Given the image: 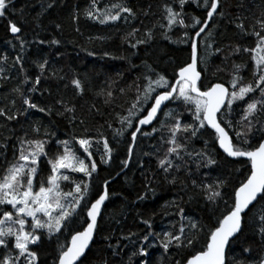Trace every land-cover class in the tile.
<instances>
[{
    "label": "snow or ice",
    "instance_id": "6c2138e0",
    "mask_svg": "<svg viewBox=\"0 0 264 264\" xmlns=\"http://www.w3.org/2000/svg\"><path fill=\"white\" fill-rule=\"evenodd\" d=\"M55 2L46 0L41 4V11L34 17L36 28L46 30V26L42 28L41 17ZM14 3L15 0H0V18L6 20L8 31L18 41L17 54L9 66L16 70L15 75L0 66V81L16 80L11 88L12 98L0 106V157L5 162L0 170V264H89L88 254L103 220L102 207L110 194H114L110 193L112 180L105 178L100 186L94 184V180L99 166L109 165L113 160L115 145L103 132L91 136L86 128L84 135H73L70 140L57 139L42 117L33 118L34 113L49 118L60 116L73 126H83L86 121L83 115H77L74 99L83 98L89 90L94 96L103 97V105L113 110L119 106L117 96L133 93L123 109L127 114L115 113L120 127L114 128L111 121H105L112 130L115 144L127 133L126 158L120 160L121 167L115 176L129 167L139 137L159 133L160 142L167 145L164 155L156 156L157 168L164 180L170 185H179L185 195L190 186L217 208L221 203L225 205L220 215L215 216L214 223L213 217H209L208 223L186 217L184 209L175 205L180 226L176 229L173 225L172 230L162 233L153 230L151 217H140L139 223L145 226L143 234L122 232L116 244L107 245L113 259L102 258L100 264H264V7L251 25L246 26L239 15L233 21L242 36L254 38V46L236 44L224 54V48L214 47L212 30L225 17L223 0H165L161 5L162 19L140 37H137L140 29L131 28L123 42L136 49L150 43L159 28L164 39L188 44L190 59L177 64L178 70H174L171 80L147 64L143 76H137L124 87H114L119 84V79H114L106 82V88L94 90L90 83L74 75L70 81L75 90L72 100L57 96L50 104H41L34 100V93L52 95L51 89L40 87L42 80H64L65 77L59 74L62 70L52 67L53 62L47 57L32 61L37 72L29 73L25 57L30 44L59 46L62 41L45 40L40 38L39 32L31 40L27 39L21 26L26 23L24 9L17 10ZM186 5H195L203 15L191 14ZM17 12L21 16L20 24L9 18ZM82 15L101 26L115 25L121 20L127 24L136 18L135 11L125 0L103 7L100 0H90ZM80 18L81 11L74 9L71 19L77 33L81 31ZM54 28L59 32L62 25L55 23ZM175 29L183 30V34L173 41L169 33ZM92 39L107 37H89ZM201 44L203 55L200 54ZM87 54L95 55L90 50ZM103 55L113 60L127 59L109 52ZM245 55L251 62V80L243 75L248 68V61L242 59ZM213 56L220 57L216 72H227L229 79L209 80L205 84L208 62ZM8 60L4 55L0 65ZM117 77L121 78L122 74L117 73ZM88 113L104 115L95 102L89 105ZM185 113L190 115V120L184 119ZM161 116L164 119H160ZM147 126H151L150 130ZM13 139V157L8 160V141ZM194 141H202V147L197 149ZM101 142L103 152L97 147ZM218 150L238 166V183L232 185L231 192L226 191L231 183L229 179L217 176L198 183L193 177V169L199 171L201 167L217 164ZM97 154L99 160L95 159ZM143 155L154 153L144 152ZM42 165L47 166L46 178L41 175L45 171ZM155 177L156 173L151 171L144 177L145 193L155 194L156 189L151 187ZM137 199L144 201L146 194L138 195ZM192 199L194 196L189 195V200ZM249 226L251 239L245 236ZM120 241L132 246L130 255L121 251L125 245ZM154 241H159L158 246L163 250L155 260L150 250Z\"/></svg>",
    "mask_w": 264,
    "mask_h": 264
},
{
    "label": "trees",
    "instance_id": "16d2710c",
    "mask_svg": "<svg viewBox=\"0 0 264 264\" xmlns=\"http://www.w3.org/2000/svg\"><path fill=\"white\" fill-rule=\"evenodd\" d=\"M117 0H100V6L111 5ZM171 2V0H168ZM46 3V0H15L14 7L19 10L24 9L23 20L26 23L21 26L24 29L26 38L31 40L35 33H40V38L50 40L58 38L62 41L59 46L35 45L30 44L28 53L25 59L28 62L29 73H36L37 69L32 61L38 58L47 57L52 61V67L59 71L60 75L65 77L64 80H42L40 87L51 89L52 95L49 96L47 92L41 95L39 92L33 94L34 100L41 104H50L57 96H63L65 99L72 100L74 88L70 81L74 75H78L86 83H90L92 89L99 90L101 87H107L110 80L119 79V84L114 87H124L131 84L137 76L142 77L147 71L146 64L151 65L156 72L166 75L171 80L176 69L177 64H182L190 59V48L186 43H172L160 35L162 29L157 28L155 38L146 45H139L136 49H132L127 43L123 42V38L131 28H139L140 32L137 37L143 35L144 31L151 27L158 19H162L161 5L165 0H125L128 7H131L135 13L136 18L130 20L125 24L123 20L117 24H109L101 26L89 20H86L82 12L88 7L90 0H56L52 9H48L41 17V30L35 27L34 17L41 11V4ZM225 17L218 21V24L212 28L215 41L214 47L224 48V54H227L231 46L236 44L254 46L255 40L251 36H242L236 29L235 18L237 15L244 20L246 26L254 23V19L259 16L260 9L264 7V0H223ZM74 9L81 11V18L79 20L80 33L74 29L76 25L72 22L71 16ZM186 9L193 15L202 16V10L197 9L195 5H186ZM148 12V15H144ZM10 19H14L20 24L21 16L19 12L15 16L9 15ZM55 23H60L62 28L57 32L54 28ZM183 30L175 29L169 33L171 40L175 41L182 36ZM104 36L107 39H92L89 37ZM131 39V38H129ZM14 45H17L14 48ZM93 51L94 56H89L88 51ZM18 51V41H16L10 31L7 29V22L0 18V58L4 55L9 57L6 64L0 65L8 69L9 73L15 75L16 70L10 68L12 60ZM104 52H109L116 56H124L125 60H113L103 55ZM134 53V54H133ZM200 54H204L203 44L200 47ZM238 61L241 57H233ZM242 59L248 61V68L245 69L243 75L247 80L252 79L251 62L248 57L242 56ZM220 64V57L213 56L208 62V73L204 78V83L207 84L209 80L222 79L227 81L229 75L227 72H216L217 65ZM117 73H121L122 77L118 78ZM213 73H216L213 75ZM141 83L143 79L141 78ZM16 83L15 79L8 81H0L3 86L0 87V106H4L7 100L11 99V88ZM68 84L65 88L64 85ZM227 86V85H226ZM132 92L126 93L124 96H117V105L114 110L111 107L103 105V97L94 96V92L89 90L83 98L76 97L74 103L77 107V115H83L86 124L83 126H73L69 124L67 119L54 116L52 118L44 117L41 113H34L33 118H43L44 124L49 131L57 139H71L73 135H84V129H87V134L96 136L98 132H103L104 136L115 145L113 152V160L109 165H100L99 172L94 180L97 186L102 185L105 178L113 179L115 173L121 167L120 160L126 158V143L125 138H121L119 144H115L112 140V130L107 128L106 120L111 121L114 128H119L120 124L115 119L116 112H122L126 115L127 101L132 96ZM7 98V99H6ZM95 102L96 106L104 113L103 116H97L94 113L89 114L88 108L91 103ZM20 101L17 100V106ZM167 111V109L165 110ZM2 119V118H0ZM160 119H164L163 116ZM185 120H190L188 113L184 114ZM14 123V122H13ZM101 125H104L101 128ZM27 129V125L24 126ZM151 128V127H150ZM150 128L148 130H150ZM6 132V129H5ZM29 135H31L29 131ZM159 133L149 137H139L137 146L134 147V156L129 167L124 173L119 175L110 184V199L106 202L103 208V220L100 224V233L94 239L91 246V252L88 254L89 264H100V260H112L110 252L107 247L109 243L116 244L121 233L127 234L129 231H135L143 234L144 225L139 223V218L145 219L151 217L153 230L162 233L164 230H172L173 225L176 229L180 226V216L178 208L175 205L184 209L185 216L192 219H199L202 223H208L209 217H213L212 223L215 222V216L220 215L224 210L225 205L221 203L219 208L210 204L203 199L201 195L196 194L189 186L188 195L180 191L179 185L168 184L160 171L157 168L156 156H163L166 144H162L159 140ZM9 148L7 151L8 160H12V146L15 140L8 141ZM197 149L202 147V141H194ZM53 147V151L54 146ZM100 152H103V144H99ZM159 150V151H157ZM95 151V148H94ZM219 155H216L217 164L212 167H201L199 171L193 169V177L199 183L201 180L211 181L217 176L230 180L227 192H231L232 185L238 183L236 168L238 166L230 162L229 158H225L221 150ZM154 153V155L144 156L143 153ZM99 160V154L95 156ZM3 157H0V170L4 167ZM45 171L41 173L42 177L47 176V166L42 165ZM151 172L156 173L155 181L151 183V187L156 189L155 194L152 192L145 193L144 177ZM116 177V176H115ZM149 180L152 177L149 176ZM144 201L137 199L138 195H145ZM189 195H193L194 199L189 200ZM227 198V197H226ZM174 202V204H173ZM139 214V216H138ZM82 223V220L80 221ZM187 223V221H185ZM79 227V223L75 225ZM111 237L110 240H105L104 237ZM245 236L251 239V228L246 227ZM125 247L121 249L122 252L131 254V245L127 241H120ZM159 241L153 242L151 251L153 258L159 259L162 249L159 248ZM238 247V246H234ZM180 258V257H174ZM116 259H119L117 257ZM169 260L173 257H169ZM127 261V255L124 256ZM50 264V262H49ZM167 264V262H166Z\"/></svg>",
    "mask_w": 264,
    "mask_h": 264
},
{
    "label": "water",
    "instance_id": "95a60500",
    "mask_svg": "<svg viewBox=\"0 0 264 264\" xmlns=\"http://www.w3.org/2000/svg\"><path fill=\"white\" fill-rule=\"evenodd\" d=\"M154 123H155V122H154ZM150 127H151V126H147L148 129H149ZM138 135H139V134H138ZM221 151H222V150H221ZM229 159H231V158H229ZM125 170H126V169H125ZM125 170H124V172H125ZM117 177H118V176H116L115 179H116ZM115 179H111L112 182H113ZM106 202H107V201H106ZM106 202H105V204H106ZM103 208H104V207H102V212H103Z\"/></svg>",
    "mask_w": 264,
    "mask_h": 264
}]
</instances>
